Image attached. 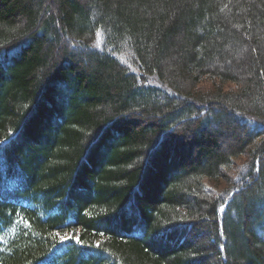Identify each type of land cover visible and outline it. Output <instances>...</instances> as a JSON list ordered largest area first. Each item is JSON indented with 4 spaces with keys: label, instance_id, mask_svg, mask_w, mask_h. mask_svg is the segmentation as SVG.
Masks as SVG:
<instances>
[{
    "label": "trees",
    "instance_id": "1",
    "mask_svg": "<svg viewBox=\"0 0 264 264\" xmlns=\"http://www.w3.org/2000/svg\"><path fill=\"white\" fill-rule=\"evenodd\" d=\"M0 264H264V0H0Z\"/></svg>",
    "mask_w": 264,
    "mask_h": 264
},
{
    "label": "rangeland",
    "instance_id": "2",
    "mask_svg": "<svg viewBox=\"0 0 264 264\" xmlns=\"http://www.w3.org/2000/svg\"><path fill=\"white\" fill-rule=\"evenodd\" d=\"M99 34V33H98ZM98 38H99V35H98ZM100 40V38L98 39V41ZM67 40L64 39L63 43L62 44H66ZM70 45V44H69ZM133 68V67H132ZM155 78V77H154ZM152 81H153V78H152ZM231 85V84H230ZM203 86H208L206 83H201L200 87L202 88ZM232 86V85H231ZM227 88V86H226ZM243 161V159L241 161H238L239 163H241ZM226 171V170H225ZM231 174H233V171H230V176ZM208 183V182H207ZM220 185L219 186H216L214 183H208V186H209V190L214 193L215 195L218 194L221 190H224L226 189L229 184H227V178H226V175L225 177H222L221 180H220ZM192 234V233H191ZM74 234L73 232H69L68 234L64 235V236H70L72 237ZM62 236V238L64 237ZM194 239L196 241H198L199 243H202L203 240V236H200V235H196L194 236Z\"/></svg>",
    "mask_w": 264,
    "mask_h": 264
},
{
    "label": "snow or ice",
    "instance_id": "3",
    "mask_svg": "<svg viewBox=\"0 0 264 264\" xmlns=\"http://www.w3.org/2000/svg\"><path fill=\"white\" fill-rule=\"evenodd\" d=\"M62 239L68 240V239H72V237H70V236H64ZM77 241H78V237H77Z\"/></svg>",
    "mask_w": 264,
    "mask_h": 264
}]
</instances>
